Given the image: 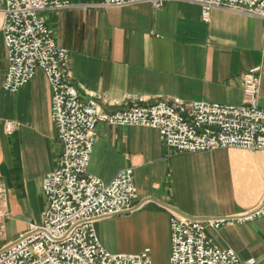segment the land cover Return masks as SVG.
I'll return each instance as SVG.
<instances>
[{
    "label": "crops",
    "instance_id": "1",
    "mask_svg": "<svg viewBox=\"0 0 264 264\" xmlns=\"http://www.w3.org/2000/svg\"><path fill=\"white\" fill-rule=\"evenodd\" d=\"M43 15L56 40L70 50L74 85L81 96L103 93L109 100L138 94L145 101L178 98L241 103L243 74L262 66L260 104L264 107V18L214 8L209 20L198 3L169 0L123 6L102 0H71ZM7 50L0 33V182L7 188L2 206L3 244L40 223L47 199L44 175L59 164L61 141L51 116L52 87L43 71L15 92L4 89ZM107 109L123 107L103 103ZM14 123L8 131L7 122ZM89 172L111 180L132 166V212L102 217L96 228L113 252L150 247L153 264H169L170 216L241 213L264 196V150L239 147L169 152L155 127L100 121ZM223 248L264 264V216L207 228Z\"/></svg>",
    "mask_w": 264,
    "mask_h": 264
},
{
    "label": "built area",
    "instance_id": "2",
    "mask_svg": "<svg viewBox=\"0 0 264 264\" xmlns=\"http://www.w3.org/2000/svg\"><path fill=\"white\" fill-rule=\"evenodd\" d=\"M148 1L162 7L169 0H102L123 6ZM198 3L205 20L214 8L264 18V0H184ZM71 0H0V33L7 50L4 89L15 92L43 69L52 87L51 116L61 141L58 166L42 181L47 199L40 223L32 222L10 243L4 235L2 206L7 196L0 182V264H153L150 247L139 252H113L102 243L96 221L132 212L135 201L134 168H122L109 181L88 167L100 121L120 125L155 127L169 152H196L239 147L264 150V107L260 104L262 66L243 74L241 103L206 99L189 101L159 98L145 101L138 94L109 100L103 93L81 96L74 85L70 50L60 44L43 15L62 10ZM116 107L107 109L103 103ZM7 122L8 131L14 129ZM264 216V196L248 211L209 217H191L172 211L169 264H256L255 257L242 259L233 248L217 245L207 228L253 220Z\"/></svg>",
    "mask_w": 264,
    "mask_h": 264
},
{
    "label": "rangeland",
    "instance_id": "3",
    "mask_svg": "<svg viewBox=\"0 0 264 264\" xmlns=\"http://www.w3.org/2000/svg\"><path fill=\"white\" fill-rule=\"evenodd\" d=\"M1 243H3V241H1Z\"/></svg>",
    "mask_w": 264,
    "mask_h": 264
}]
</instances>
